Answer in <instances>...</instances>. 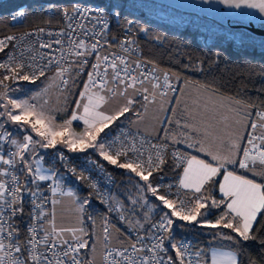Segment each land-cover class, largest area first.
Listing matches in <instances>:
<instances>
[{
    "label": "snow or ice",
    "instance_id": "snow-or-ice-1",
    "mask_svg": "<svg viewBox=\"0 0 264 264\" xmlns=\"http://www.w3.org/2000/svg\"><path fill=\"white\" fill-rule=\"evenodd\" d=\"M240 3H245L249 8H258L260 12L264 13V0H240ZM240 3L236 6L239 7ZM50 10L55 9V5H49ZM72 12L69 13L67 7L59 9L62 16L69 21L68 33L61 30L57 35H68L71 37L75 31L71 21L83 20L85 18L97 20L104 14L103 9H92L78 3L72 6ZM25 15L23 8L17 10L11 16L12 20H19ZM107 27V24H104ZM83 34L88 35L86 29H83ZM37 33L43 34L44 28L36 30ZM28 33L27 35H31ZM49 36H53L52 32H48ZM98 35L93 32L92 36ZM17 39L14 35H9L0 38V52L5 48L15 47L13 41ZM97 43L86 46L85 40L80 39L74 45L76 49L90 48L86 52H76L78 63L83 65L87 60L82 59L86 55L95 53L97 63L92 65L93 71L88 72V80L84 82L83 91L79 93L80 98L75 101L76 108L72 110L69 119L64 120L62 124H57L55 118L45 110L44 105L48 103L44 100L43 104L37 105L30 103L28 99H13L6 97L7 104H0V108L5 111L0 112V116H7L8 121L16 125L21 131H26L24 126L31 128L40 137L39 141L33 139L31 135L25 134L22 141L12 139V133L4 131L0 133V141H7L14 145L16 151L10 153L9 158L5 155H0V163L15 168L17 164L26 169L28 176L32 177L29 181L31 184H36L37 181H48L53 179L56 172L51 175L46 174L47 169H42L37 161V166L33 170L32 162L29 160V155L35 154L37 146L49 149L56 148L58 144L67 147L71 152H84L86 149H93L98 152L99 156L121 169H126L128 172L134 174L143 181L142 190L150 192L159 205H152L153 209L159 208L162 212L159 221L152 227L154 240L150 246H145L143 241L148 237L137 235L136 241L130 243L128 247L115 248L109 250L108 241L110 240L111 232L109 222L105 220L103 227V241L105 242L103 262L104 264H185V252L181 250V246L173 243L171 248L175 251V259L171 256L166 258L160 256V252H165L164 241L171 235V230L174 225V219L184 221L189 224L196 223L201 226L216 229H228L235 236L227 233H220L222 237L228 241L237 240L239 242L255 239L253 235V228L258 217L264 215V183H258L254 179H250L244 175H238L234 171H229L227 165L238 164L240 169L255 171L257 162L262 166L261 175H264V132L259 136L256 134L258 127L264 129V112H257L259 123L256 121H249L252 131L247 132V144L243 147L232 140L225 139L223 136H217L213 133L211 123H204L203 126L193 123L195 115L190 108H185V118L174 119L176 108L171 107L173 116H167L163 119L167 125L175 124L179 131L172 136L174 143H186L189 148H196L197 151L203 152L206 156L215 161V165L205 159H200L196 155L187 156L180 154L177 151L172 153L174 158L181 161L183 165V173L179 178V187L190 190L193 195L186 199H179V201L170 198L167 194H161L157 187H154L150 177L153 173L160 170V165L165 163L162 155V149L167 147V144L151 145L152 148L157 149L155 152V160L153 155L149 154L147 160L143 159V152L137 147L136 138L133 136L131 142L128 141L130 133L122 132L120 137L114 140L105 142V138L109 135L105 130L124 117L125 114L132 113L136 117V121L143 120L149 107L153 104L159 103L160 109H164L165 98L168 97L169 91H175L174 86L169 82V76L164 74L163 84L158 82V77L154 75L156 69L146 70L142 67L139 60L129 62L122 56H117L109 62V55L105 54L103 57L97 52ZM53 44H61L60 39L50 40L47 42L41 41L39 43L40 49H49L54 51ZM35 50H33L34 52ZM124 51L127 53L128 48ZM23 57V52L20 53ZM33 61L27 65L28 68H35L36 71L29 73L25 71V64L22 60L17 59L15 55H9L8 62L0 63V69H4L7 74L0 78V86L7 89L6 81L23 80L35 82L40 77L46 76V69L49 65L57 64L59 61L55 60L49 53H41L39 61L36 56L30 55L28 57ZM47 58V59H46ZM46 63H40L45 61ZM63 59V57L61 58ZM101 60L105 64L103 74L100 71ZM119 61V65L117 64ZM122 66V67H121ZM111 69L109 74L108 69ZM69 69L57 67L56 79L61 84L67 86L69 79L64 78L65 73ZM123 73V75H122ZM151 77V79H150ZM147 82V84H146ZM150 85V87H149ZM161 89H163L161 91ZM40 94L38 93L37 96ZM34 96L31 99H36ZM120 98L123 102L114 112H106L105 106L110 102ZM142 100L143 112L133 111L138 99ZM177 103L179 99L176 98ZM199 106L200 101H194ZM19 110L18 113L9 110ZM209 101H204L203 107L207 111ZM215 106V105H214ZM82 109V111H81ZM227 117L222 116L220 122H227ZM74 121H83L84 131L76 133L72 130ZM136 121H132L133 123ZM227 126V125H226ZM2 127V126H0ZM165 137L169 139V127L164 128ZM104 133V137L101 134ZM199 137V139H196ZM244 134L241 139H244ZM116 140H121L119 147H116ZM259 141V144H257ZM143 141L141 142V147ZM247 145H251L249 148ZM242 150V157L238 153ZM135 154L136 158L132 155ZM121 157L124 161L121 162ZM43 159V157H41ZM59 159H65L63 153H60ZM74 174L75 168L71 170ZM223 172V180L219 181V192L222 194L220 199H216L209 191L205 195L206 186L217 183L216 177ZM11 175V184L4 179H0V264H85L80 258L82 250L88 249L90 246V235L83 226L76 227H58L55 223V212L52 213V219H49V214L44 209V204L47 202V197L42 196L37 191H30L33 198L31 204L33 211L29 213V217L33 223L27 226V235L22 240L20 238V229L16 225V217L23 216L24 205L22 191L24 185L16 186L18 183L17 176L10 173L8 169L0 171V177ZM78 179H87L83 175L77 177ZM95 187V185H93ZM171 190V185L167 186ZM59 191V184L51 188L52 195L55 196ZM68 197H74L72 191L65 193ZM39 197V199H37ZM209 200L211 201L209 204ZM147 203V201H145ZM51 203L55 206L58 201L52 199ZM80 203L79 212L84 211V206L89 203L84 200ZM135 203V201H133ZM220 215L215 222L208 220L206 217L210 215L209 209L221 208ZM167 209L168 211H163ZM204 210V211H202ZM91 219V217H89ZM121 219H125L121 217ZM81 225L83 221H80ZM118 230V229H117ZM156 233H165L167 235H158ZM88 237V238H85ZM238 238V239H237ZM94 247V245H93ZM187 247V246H183ZM199 256V253H197ZM87 264H94V261L89 260ZM188 264H192L189 260ZM198 264V261H197ZM213 264H224L223 261H218L216 255L213 256ZM226 264H238L237 255L234 253L226 254Z\"/></svg>",
    "mask_w": 264,
    "mask_h": 264
},
{
    "label": "trees",
    "instance_id": "trees-1",
    "mask_svg": "<svg viewBox=\"0 0 264 264\" xmlns=\"http://www.w3.org/2000/svg\"><path fill=\"white\" fill-rule=\"evenodd\" d=\"M15 0H2L0 1V30H10L15 28L9 21V15L14 10L22 7H17L12 4ZM72 1H88L98 2L105 5V0H52V1H38L28 0L25 4L27 9L31 4L37 2L49 3H69ZM137 1V0H136ZM140 2H153L161 5L171 6L156 0H139ZM139 2L135 0H116L112 1L109 6H106L108 10H112L111 15V30L117 34L121 27L129 20L133 19V30L135 31L134 37L139 45L140 54L163 67L169 68L177 73L183 74L195 83L202 84L216 92L239 99L249 105L259 106L264 108V44L256 43L253 41L245 40L244 45H236L231 41H216L205 40L197 36L190 29H176L167 24L150 19L145 12L134 9L132 6L139 7ZM210 15V14H208ZM212 16V15H210ZM213 17V16H212ZM215 18V17H214ZM216 19V18H215ZM49 17L41 13L40 11H27V23L32 24L35 22H47ZM218 20V19H216ZM264 25V24H262ZM88 63L81 65L74 60L70 67L73 66V74L76 77L74 83L81 88L86 81L88 74ZM52 71L48 72L50 74ZM45 76V77H46ZM42 78L35 82L37 83ZM12 84L9 83L7 86ZM133 111H140L139 98ZM132 117V113L125 114L119 120L114 122L110 127L124 123L123 120H129ZM4 117H0V132L7 131L9 128L3 125ZM23 133L13 132L12 136H22ZM5 146H8L6 141ZM55 149L61 148H54ZM63 150V149H62ZM50 151V152H51ZM64 151V150H63ZM67 153L66 151H64ZM84 153H90L98 158L113 174L114 177V190L112 194V203H119L125 207H130L129 201H135L134 206L139 203L141 196L145 198L148 205H157L160 202L156 201L152 197L150 192L142 190L141 186L144 185L143 181H139L138 177L134 174H126V169L118 168L109 164L107 161L101 159L96 153L87 151ZM121 162L124 159L121 157ZM67 171L63 166L58 164L56 169ZM166 172H181L182 168H177L171 161H167L162 168ZM228 170L234 171L238 174H243L242 171L234 167H229ZM222 174V172H221ZM219 174L215 179L217 183L206 186L205 195L210 191L212 196L216 199L221 198V194L218 191V182L221 179ZM248 178L254 179L250 175H245ZM76 178V177H75ZM80 187H78V194L85 195L87 193L92 196V206H96L99 210L107 212L110 217H114L108 209L97 201L93 192L86 186L84 180L77 179ZM154 186L156 178L155 174L150 177ZM259 183H264V178L254 179ZM160 191V190H159ZM161 192V191H160ZM209 200V204H210ZM224 208H212L209 209L210 215L206 218L212 222H215L216 218L220 215ZM163 211H168L164 209ZM204 211V210H202ZM136 215L137 212H135ZM162 212L159 208L152 209L149 214V220L144 225L141 232H147L149 222L154 218L160 217ZM174 219V225L171 230V235L164 242V248L166 252L171 254L175 259V251L171 248L173 243L182 238H189L192 241V248L196 253H199V260H205L202 252L205 251L215 240L222 236L220 233H227L235 236L228 229L222 228H208L196 223H187ZM116 220V219H115ZM118 223V222H117ZM119 224V223H118ZM121 230V239L127 243L123 235V226L119 224ZM167 235V234H166ZM253 235L255 239L248 241L237 240L229 241L231 247L237 253L238 264H264V215H260L253 228ZM21 238V237H20ZM238 239V238H237ZM124 244V243H123ZM179 264V261L176 262Z\"/></svg>",
    "mask_w": 264,
    "mask_h": 264
},
{
    "label": "built area",
    "instance_id": "built-area-1",
    "mask_svg": "<svg viewBox=\"0 0 264 264\" xmlns=\"http://www.w3.org/2000/svg\"><path fill=\"white\" fill-rule=\"evenodd\" d=\"M74 3L87 6L94 10L103 9L104 14L100 18V20H97L95 17H93L92 19L85 18L83 20H79V22H77L76 20L71 21L75 29L71 37H69L66 34L57 35L58 33L61 32V30H63L64 33L69 32L68 29L69 21L62 16L59 9L63 7H67L69 13H71L72 12L71 6ZM49 5H55V9L50 10L48 8ZM21 8L25 10V15L19 20H12L11 16ZM28 10L32 12L40 11L44 15L48 16L50 20L47 22H35L32 24H26ZM111 12L112 10H108L106 6L103 4H100L98 2H88V1H72L69 3L38 2L35 4H31L28 9L26 6L20 7L14 10L9 15L10 23L16 27L10 30H3V31L0 30V38L9 35H14L17 37V39L13 41L15 47L9 46L5 48L3 52H0V63L8 62L9 55H15L17 59L22 60L23 63L25 64V71L32 73L33 71H36V69L27 67L28 64L33 63V61L28 57L34 54L37 58V61H39V57L41 53L51 52V56L54 57L55 60L59 61V65L57 64L49 65L48 69H46V74L50 71L57 70V67L70 69V65L74 61V57L76 56L77 51L86 52L90 50V48L88 47L81 49H76L74 47V45L78 43L80 39H84L86 46H90L91 44L97 43L98 41L99 43L97 45V52H99L101 57H103V55L105 54H108L109 62H111V60L115 59L117 56H122L129 62L139 60L142 63V67L146 70H151L155 68L156 71L154 75L158 77V82L161 85L164 82L163 81L164 74H167L169 76V82L174 86L175 89H176V85H178L179 82L188 79L185 75L177 73L169 68L163 67L153 61H150L144 58L140 54L139 45L136 41V38L134 37L135 31L133 30V26H132L134 22L133 19H129L121 27V29L119 30V32H117V34L113 32L111 30V15H110ZM104 24H107L106 28L104 27ZM81 25H83V29L87 30L88 32L87 36L83 34ZM39 28H44L45 32L43 34L37 33L36 30H38ZM48 32H52L53 36H49ZM93 32L98 33V35L92 36ZM28 33H32V34L27 35ZM55 39H60L61 44L59 45L53 44L54 51L49 49L39 48V43L41 41L47 42ZM125 48L129 49L127 53L124 51ZM33 50L35 51L33 52ZM21 52H23L24 54L23 57H21L20 55ZM62 57L63 59H61ZM46 59L45 61H42L40 63L41 64L46 63ZM82 59L89 61L88 72L93 71L92 65L97 63L95 53H93L92 55H86ZM76 60L78 61V59ZM117 64L119 65L118 60H117ZM104 68H105V64L101 60L100 71L102 74L104 72ZM79 71L81 72L82 70L78 69V72ZM108 71L110 74L111 73L110 67ZM5 74H7L5 70L0 69V78H2L3 75ZM87 80H88V74L86 81ZM11 82H15V81L9 80L6 81L5 83L8 85ZM3 88H4L3 86H0V90ZM162 90L163 89H161V91ZM259 111L262 112L263 110L259 109ZM3 132L4 131H1L0 133ZM105 132L109 133V135L105 138V142L120 137L122 132L130 133L131 135H129L127 138L128 141L131 142L133 136L136 138L137 147L140 148V150L143 152V159L145 161L147 160L149 154H152L153 159L155 160V152L157 151V149L152 148L151 145L159 146L162 144H167V147L162 149V155L165 160V163L167 161H171L177 168H182L183 165L179 159L173 157L172 153L174 151H177L180 154H186L187 156H189V153L181 149L180 147L163 139L149 136L146 133L138 131L124 123H120L118 125L112 126L109 129H106ZM101 137H104V133L101 134ZM142 141H143V145L141 147ZM121 142H122L121 140H116L115 146L119 147ZM5 143L6 141H0V154L5 155V158H9L10 153L14 151L8 146H5ZM60 153H63L65 157L63 161L59 159ZM130 155H132L133 158H136L135 154H130ZM46 163L52 168L60 164L70 173H73L71 170L72 168H75L76 169L75 173L79 175H83L84 177L87 178L84 180L86 186L93 192L97 201L101 203L103 206H105L108 209V211L114 215L118 223L123 225V234L125 239L127 240V243L117 246H112L109 248V250L115 248H120L121 250H123V248L128 247L130 243L136 241L137 235L148 237V239H145L143 241L145 246H150V244L154 242V240L152 239V236L154 234V229L152 226L159 221L160 217L154 218L150 222L147 232H141L135 229L133 226L125 225V220H126L125 215L121 211H118V209L116 208L117 206L115 207L111 202L112 194L114 190L113 174L98 158H96L90 153L70 155L68 153H65L62 149H55L48 153L46 158ZM165 163L160 165L159 171L153 173L155 174V178H156L154 187H157L158 190L161 191V194H167L170 198L175 199L177 201H179V199H186L187 197H191L192 194H186L182 192L181 188L179 187L180 172L179 173L166 172L162 170ZM4 169H8L10 173H13L17 176L18 183L16 184V186H21V185L25 186L22 191L24 213L22 217L18 216L16 217L15 220L16 225L20 229V237L23 240L24 237L27 235V226L33 223L29 217V213L33 211V206L31 204V200L33 198L30 195L29 189L31 191L39 190L42 196L47 197V202L44 204V209L48 213L51 206V200L53 199L51 188L54 186V184L52 180H48V181H43L38 185H33L29 183V181L22 180L20 173L18 172V170H16V166L15 168H11L8 165L2 164V170ZM3 179L9 182V187L12 186L11 175L3 176ZM93 185H95V187H93ZM169 185H171L170 191L168 190L167 187ZM37 199H39V197H37ZM121 217H124L125 219L122 220ZM156 234L166 235L165 233H156ZM177 245L181 246V250L185 252V264H188L189 260L192 261V264H197V261L198 264H200L199 257L197 256V253L193 250L192 241L189 238L180 239L177 242ZM183 246H187V247H183ZM159 255L165 258L167 256L172 257V255L167 253L166 251L160 252ZM80 258L81 260L85 261L86 259L85 250L81 251ZM101 264H104L103 259H101Z\"/></svg>",
    "mask_w": 264,
    "mask_h": 264
},
{
    "label": "rangeland",
    "instance_id": "rangeland-1",
    "mask_svg": "<svg viewBox=\"0 0 264 264\" xmlns=\"http://www.w3.org/2000/svg\"><path fill=\"white\" fill-rule=\"evenodd\" d=\"M38 1H52V0H38ZM102 1V0H101ZM112 1L116 0H105V5L109 6ZM135 2H139V7L132 6L134 9L145 12V14L153 20L158 22L167 24L176 29H190L197 36L205 39V40H216V41H231L236 45H244L248 44L245 40L253 41L256 43L264 44V36H256L252 33L240 29V28H232L226 26L216 20L214 17L208 15L205 12L199 10H193L185 7H175V6H167L161 5L153 2H140L139 0H135ZM28 0H15L12 2L13 5L20 7L24 4H27ZM38 3V2H37ZM264 26V25H262ZM83 53V52H82ZM78 59L77 56L74 57V60ZM74 66V65H73ZM71 66L68 72L65 73L66 79H69V83L67 86H64L56 79V70L52 71L46 77L42 78L37 83H31L30 81H17L7 87V89L3 88L0 90V104H7L6 97H10L13 99H28L30 103H34L37 105L43 104L44 100H47L48 103L44 105L45 110L49 112L54 118L57 124H62L64 120L69 119L71 116V112L76 108L75 101L80 98L79 93L83 91L84 85L79 88L77 84L74 83L75 76L73 74L74 67ZM188 78V77H187ZM184 82H193L189 78L183 80L176 85L175 91H169L171 94H176L179 87ZM195 83V82H194ZM204 86V85H203ZM40 94L37 96V94ZM36 96V99H31ZM214 96V95H212ZM217 97V96H214ZM123 101L120 98L110 102L105 106L104 110L106 112H114ZM253 106V105H252ZM9 110L18 113L19 110L11 109V106L8 105ZM255 114L260 112L259 109H262L264 112V108L259 106H254ZM5 111L4 108H0V112ZM82 111V109H81ZM151 112V111H149ZM148 112V114H149ZM154 115H157L156 110L153 109L151 112ZM1 117V116H0ZM3 125L9 130V133L20 132L23 133L22 136H11L12 139H16L18 141L23 140V136L25 134L31 135L34 140L39 141L40 137L36 135L35 132H32L31 128L28 126H24L26 131H21L16 125H13L10 121H8L7 116H3ZM136 117H132L131 119L123 120L127 125L132 128L138 127L140 123L137 121ZM83 121H74L72 124V130L76 133H81L84 131ZM8 147L13 151H16L14 145L8 143ZM56 147L64 149L66 152H69L70 155H75L81 153L68 151L67 147L62 144H58ZM54 148L44 149L39 146L35 148V154L29 155V160L32 162L33 170L37 166V161L39 162V166L42 169H47V173L51 175L52 172H56L57 175L53 177L52 182L54 186L59 184V191L53 196V199H56L58 203L53 206L51 203L50 210L48 212L49 219H52V213L55 212V223L58 227H80L83 226L86 231L89 233L90 246L88 249H85V264L87 261L92 260L94 264H101L102 255L104 253L105 242L103 241V227L104 222L107 220L111 226L110 227V240L108 241V248L112 246L121 245L125 242L121 239V230L119 228V224L115 220V218L110 217L107 212H103L99 210L96 206H92V196L87 193L85 195L78 194V187H80L79 182H77L76 178L80 176L77 173H70L65 170L49 169V165L45 163L47 154ZM87 151H92L96 153L98 156V152L93 149H86ZM84 151V152H85ZM68 153V154H69ZM43 157V159H41ZM100 157V156H99ZM103 159L102 157H100ZM16 170L22 172L24 177L32 179V177L28 176L26 169L23 168L22 165L17 164ZM67 170V169H66ZM76 177V178H75ZM78 179V178H77ZM68 191H72L75 195L74 197H68L65 193ZM139 203L134 206L132 200L129 201L130 207H125L119 203H112L118 211H121L125 215V225L133 226L138 231H142L144 225L149 220L150 211L153 209L151 205H148L145 201V198L141 196ZM75 201L83 202L84 200H88L89 203L84 206V211L79 212L78 208L80 207V203H74ZM112 202V201H111ZM159 205V204H157ZM120 207V210H119ZM137 212L138 215L135 214ZM91 217V219H89ZM83 221L82 225L80 221ZM150 223V222H149ZM122 225V224H120ZM123 226V225H122ZM118 229V230H117ZM124 235V234H123ZM88 238V237H85ZM94 245V247H93Z\"/></svg>",
    "mask_w": 264,
    "mask_h": 264
},
{
    "label": "crops",
    "instance_id": "crops-1",
    "mask_svg": "<svg viewBox=\"0 0 264 264\" xmlns=\"http://www.w3.org/2000/svg\"><path fill=\"white\" fill-rule=\"evenodd\" d=\"M13 83L14 82H12V84ZM212 95L217 97H214ZM176 98L179 99V103H177ZM197 100L200 101L199 106H197L194 103V101ZM204 101H209V106L207 111H205L203 107ZM139 106H140V112H143L144 109L142 107V100H139ZM173 106L176 108L174 119L185 118L184 110L185 108H190L192 109L195 115V120L192 121L193 123L203 126L204 123L210 122L212 125L211 130L215 135L223 136L226 140L229 139L230 137L236 143H239L242 147L247 144V139H246L247 132L252 131V129L250 128V124L248 122L256 121L257 123H259V117L255 114L254 106L249 105L248 103H245L239 99L216 92L206 86H203L202 84H198L194 82H184L179 87L176 94L168 93V97H166L164 101L165 110L160 109L159 103L153 104L149 107L148 112L149 111L153 112L154 109L156 110L157 115H154L151 112H149L148 114L147 112L143 120L137 121V126H138V122L140 123V125L138 127H135L134 129L144 132L149 136L160 138L163 140H165L164 128L166 126L169 127L170 130L169 139L165 141H168L180 147L181 149L185 150L186 152L189 153V156L196 155L198 158L205 159L213 163L214 165L216 163L215 161H211L210 157L206 156L203 152L197 151L196 148H189L187 147L186 143H174L171 137L174 136L179 131V129L176 128L174 123L172 125H167V122L163 119L164 117L167 116H173V113L171 112V107ZM222 116H226L228 118L226 122L227 126L225 125V123L220 122ZM255 131L257 136H259L262 132H264V129L258 127ZM242 134H244L245 137L244 139H241ZM196 139H199V137H196ZM257 144H259V141H257ZM247 146L251 148V145H247ZM242 155L243 152L241 150L238 153V156L242 157ZM234 166H236V168L242 171L243 173V174H238L235 172L238 175H244V176L250 175L251 177L257 180L264 178V175L260 174L262 171V166H260L258 162L257 165L255 166V171L240 169L238 164L236 165L229 164L227 165V169L229 167H234ZM49 169L55 170L56 167L54 168L49 167ZM0 171H2V163H0ZM18 172L20 173L23 181L31 180L27 177H24L21 171L18 170ZM182 173H183V167L180 172V176L182 175ZM0 179H3V177H0ZM222 180H223V172L221 174L220 181ZM41 182L43 181H37L36 184L33 185H38ZM181 190L186 194L193 195V193L190 190L183 188H181ZM218 191H219V186H218ZM230 252L237 255L236 251L231 247L230 242L224 239L222 236H219L215 240V242H213L205 251L202 252L203 257L205 256V260L200 261V264H213L214 254L216 255L218 261H223L224 264H226V254Z\"/></svg>",
    "mask_w": 264,
    "mask_h": 264
},
{
    "label": "water",
    "instance_id": "water-1",
    "mask_svg": "<svg viewBox=\"0 0 264 264\" xmlns=\"http://www.w3.org/2000/svg\"><path fill=\"white\" fill-rule=\"evenodd\" d=\"M2 1V0H0ZM162 3L199 10L212 15L222 24L244 29L253 35L264 36V13L258 8H249L240 0H156ZM240 3L237 7L236 4ZM25 4L22 6L24 7ZM131 175L130 172H125Z\"/></svg>",
    "mask_w": 264,
    "mask_h": 264
}]
</instances>
